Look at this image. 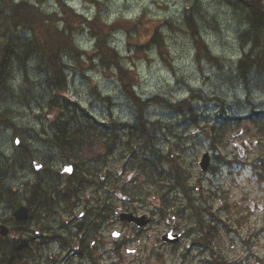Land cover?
<instances>
[{
	"label": "rangeland",
	"instance_id": "obj_1",
	"mask_svg": "<svg viewBox=\"0 0 264 264\" xmlns=\"http://www.w3.org/2000/svg\"><path fill=\"white\" fill-rule=\"evenodd\" d=\"M13 1L30 2L45 14L58 10L55 0ZM65 1L87 19L98 16L107 24L140 20L141 29L139 34L133 35L134 40H127L126 33L118 31L113 33L109 43L117 50L123 67L135 74L134 91L146 102L142 115L145 137L148 135V142L154 144L146 154L155 165L152 172L134 167L128 150L135 146L127 144L126 133L130 131L125 133L124 130L125 124H130L132 128L138 126L134 133H139L137 109L123 92L116 72L98 65L94 40L87 29L81 27L73 31L74 42L85 54L79 58H64L66 96L70 101L79 103L97 123L116 122L117 137L108 153H103L96 141L79 153L85 165L100 169L98 182L101 183V176L110 179L102 183L99 196L115 193L112 197L115 205L124 206V201L128 211L151 219L143 230L111 220L110 228L102 229L98 241L128 244L130 249L138 247L135 255L128 256L131 264H205L211 260L208 252L199 247L188 248L189 244H198L204 234L198 222L201 217L212 232L208 243L213 244L216 253L221 252L222 258L228 259L227 264L232 261L241 264L244 244H256L257 264H264V171L260 170L264 165V132H258L243 119L232 124L224 138L213 142L210 137L215 120L241 118L253 110L261 111L264 106V78L249 74L243 79L239 75V58L248 51L249 45L247 39L244 43L239 38L247 22L235 0ZM186 16H191L192 21L188 22ZM192 27L196 28L195 38L190 32ZM155 31L162 37L164 50L161 52L152 43ZM13 33L16 37L23 35L21 31L13 30ZM197 40L202 42L198 55ZM27 69L33 98L8 104L7 115L17 130L0 125V151L7 155L15 151L13 131L31 148L44 168L40 172L26 170L25 176L12 178L10 185L17 191L18 188L24 190L28 181L30 188L43 185L44 180L55 182L58 192L50 197V205L55 206L54 214L60 208L57 198L62 190L55 173L65 164L58 147L48 152L49 145L56 144L50 124L58 112L46 106L49 91L44 84V68L32 61ZM14 80L21 81L19 75ZM184 100H189L190 111L185 105L178 106ZM215 127H219V122ZM235 130H241L237 138L232 137ZM233 139L237 147L230 144ZM135 149V155L139 156L141 148ZM206 152L210 155V166L204 173L198 163ZM175 172L183 181L182 188L175 185ZM30 188L23 192V205L27 203L24 199ZM85 191L91 192L87 188ZM160 208L166 211L164 217L160 216ZM172 216L178 220L171 225L167 218ZM62 219L67 220L66 215ZM12 220L11 206L0 202V223L11 226ZM51 220L45 212L41 214V225L50 226L47 222ZM40 226L28 227L32 236L37 237ZM53 226L58 229L59 223ZM168 226L182 234V240L174 248L161 241ZM112 230L120 231L121 239L114 240ZM13 237L14 234H10L8 238ZM30 246L34 256L31 264H40L42 251L36 250L34 244Z\"/></svg>",
	"mask_w": 264,
	"mask_h": 264
},
{
	"label": "trees",
	"instance_id": "obj_2",
	"mask_svg": "<svg viewBox=\"0 0 264 264\" xmlns=\"http://www.w3.org/2000/svg\"><path fill=\"white\" fill-rule=\"evenodd\" d=\"M55 1L58 10L45 14L38 6L27 1L0 0V123L7 124L8 127L17 130L10 119L5 117V114H8L9 103L17 101L28 102L33 98L30 91L31 82L27 73V65L29 62L35 61L39 68H44L45 70L43 76L44 84L49 91L46 97V106L48 109L58 112L50 126L62 157L67 161L78 162V158L73 156L78 151L73 148L89 146L93 141H96L102 147L103 153L106 154L110 151V145L117 137V132H115L117 129L114 127L116 122L97 123L88 112L81 108L79 103L70 101L66 96L67 65L64 62V58H79L80 55L85 54L76 45L73 38V31L84 27L87 29L91 39L94 40L93 51L98 60V65L103 69L116 72L123 92L137 109L136 122L141 127L139 133H134L138 126L132 128L130 124H125L127 127L124 130L125 133L127 130L130 131L126 133L127 144L141 148L139 156L135 155V147L128 150L132 156L134 167L140 171L149 170L152 172L155 165L153 161H149V157L146 154L150 153L149 149L154 144L151 141L148 142V135L145 137L146 131H144L142 115L143 105L146 102H142L134 91L137 84L135 74L123 67L117 50L109 43L110 38L116 31H123L127 35V40H134L133 35L139 34L141 29L140 20L115 21L107 24L98 16L87 19L83 15L76 13L65 0ZM235 2L243 11L247 22V26L245 25L239 38L244 43L245 39H247L246 44L249 45L248 51L239 58V75L243 79L249 74H253L252 76L257 79L264 78V0H235ZM185 19L188 22L192 21L191 16H186ZM58 23L60 27H58ZM188 25L191 26L190 23ZM18 29L22 30L27 37H16L13 30L16 31ZM190 29L193 37H197L196 28L192 27ZM153 36L152 43L156 44L159 47L158 51L161 52L164 50V47H161V34L155 31ZM196 44L198 55L202 42L197 40ZM16 75H19L20 83L14 80ZM159 99L161 100V98ZM190 99H193V96ZM180 105H185L189 111L191 110L189 100L179 102L178 106ZM169 106L176 107V105L172 104H169ZM243 119L253 128L259 130V132H264V112L253 110L245 118L225 117V119L220 121L215 120V123L211 125L212 134L210 137H212V141L215 142L221 137L224 138L223 135L228 131L229 127L232 124L240 123ZM136 122L135 125H137ZM217 122H219L218 128L215 127ZM139 135L141 139H144L143 141ZM68 146H72V148H68ZM8 163L9 159L3 160L0 155V175L2 174L3 166ZM84 169L82 167V173H84ZM175 185H182V180L179 176L176 177ZM30 189L31 196L26 197L24 200L31 203L32 208L38 210L37 213L32 212V216H34V224H39L40 226L41 214L43 212L49 213L52 210L51 206L48 205L50 197L46 198V196L53 192H58V188L54 182L49 185H33ZM0 202H4L13 208L12 205L14 203L9 186L0 189ZM12 232L23 238L32 230L27 225L24 226V223H19L12 228ZM30 234L32 235V233ZM25 247L22 242H16L14 237L12 239L0 237V264H13L17 253L27 250ZM16 248H19L20 251H16Z\"/></svg>",
	"mask_w": 264,
	"mask_h": 264
},
{
	"label": "flooded vegetation",
	"instance_id": "obj_3",
	"mask_svg": "<svg viewBox=\"0 0 264 264\" xmlns=\"http://www.w3.org/2000/svg\"><path fill=\"white\" fill-rule=\"evenodd\" d=\"M68 148H72L68 146ZM81 153V152H80ZM78 158V162L63 160V167L66 164L71 166V171L69 174L59 173V180L62 183V192L59 194L60 197L57 200L60 201V208L56 213L53 214L54 208L46 213L48 216L52 217L51 222H47L48 225L42 224L41 230L36 232L37 238L30 237V233L19 237L17 233L14 234V240L16 242H22L25 244L26 251L17 253L15 260L19 261V264H31L34 262V256L30 255L29 244H44L42 256L44 262L40 264H131L132 261L128 256H133L138 252V247L133 249L128 248V244H105L104 242L98 241L99 235L102 229L110 228L111 220H116L120 224L125 226H130L131 228L136 229H145L151 219L146 215H135V213L128 211L126 203L124 206L115 205L113 198L115 193H105L104 196H99V187L97 181L98 167L90 168L88 164L85 165V160H82L79 157V153L73 155ZM82 167L85 168L84 173H82ZM58 181V179L56 180ZM101 183L110 182L109 177L105 178L101 176ZM33 186V185H32ZM89 189L91 192H86L85 190ZM68 190V191H67ZM57 193V192H53ZM52 194V193H51ZM51 194H48L46 198L51 197ZM30 197V193L28 194ZM52 202L49 198L48 202ZM118 200H121L118 198ZM49 205V203H48ZM29 217L28 220L24 223V226H30L35 223L33 213H37V209L32 208V204L28 202L26 204ZM161 209V208H160ZM42 212V210L40 209ZM132 213L135 216H145L147 219V224L142 228H137L134 225L124 223L116 218H114V213ZM166 212L163 208L160 210V216L164 217L163 214ZM75 216V214H77ZM66 215L67 220H63L62 217ZM75 217L74 219H71ZM171 219V220H170ZM176 217L172 216L167 218L168 224H173L176 222ZM41 222V221H40ZM59 223V228L55 229L54 224ZM199 226L203 228L204 234L199 240L198 244H189L188 248H201L209 253L210 261H205V264H227L228 259L222 258L220 256L221 252L216 253L213 250V244H209V235L210 227L204 224L201 220V217L198 218ZM16 223V222H15ZM37 225V224H36ZM39 226V224L37 225ZM39 228V227H38ZM171 231V236H178L177 242L170 244L164 240L165 234L168 231ZM42 232V234H41ZM115 230H112L111 236L114 240L121 239V232L117 231V237H114L113 233ZM25 237V240L23 241ZM182 240V234L176 233L174 228L168 226L164 234L161 235V241L169 248H174L179 245ZM59 243V244H58ZM256 244H244V252L242 253V262L241 264H250L249 260L252 261L251 264H257L258 255L254 251ZM16 251H20L19 248H16ZM203 254V252L201 253ZM197 257L200 256L196 255ZM230 264H236L232 261Z\"/></svg>",
	"mask_w": 264,
	"mask_h": 264
},
{
	"label": "bare ground",
	"instance_id": "obj_4",
	"mask_svg": "<svg viewBox=\"0 0 264 264\" xmlns=\"http://www.w3.org/2000/svg\"><path fill=\"white\" fill-rule=\"evenodd\" d=\"M16 31L17 32L21 31V33L23 34V35H21V37L25 36V33L22 30L18 29ZM26 37H27V35L24 38H26ZM5 117L7 119H10L9 116L6 114H5ZM0 125H1V123H0ZM3 125H6L8 127L7 124H3ZM8 128H10V127H8ZM10 129L15 130L13 128H10ZM13 132H14L13 143L15 144L14 145L15 151L14 152L11 151V153L9 155L0 151L1 159H3V160L9 159V163L7 165L3 166L4 171L2 170V167H1L2 174L0 175V189H3L6 186L10 187V191L12 193V198H13V203H14V205H12L13 208H11L12 216H13L14 211L18 208V206L22 205L21 201L23 199V192H25V190L30 188L31 182H29V181L27 182V184L24 186V190H21L20 188H18L16 191L15 188L10 185L11 184L10 180L14 177L18 179L17 176H19V175L25 176L26 170L32 169L31 171H35V167H34L35 162L36 163L38 162L41 165H43L41 162L36 160L35 155L33 154V151L31 150V148H29L27 145H25L23 142H21L19 140V138L15 136V134H16L15 131H13ZM17 141H19V143H17ZM65 144H66V142H65ZM55 147L57 148V143L53 144V145H49V151L48 152L55 149ZM59 173L63 174V165H61V168L58 171H56L55 174L59 175ZM51 183H52L51 180H44L43 181V185L44 184L49 185ZM183 186L184 185H183V181H182V185L179 187L182 188ZM16 225H17V223L13 222L11 226L6 225V227L8 229H12ZM43 245L44 244H39L36 247V250H40V252L43 251V247H42ZM40 258H42V262H44L43 256L40 255ZM13 264H19V261L17 259L14 260Z\"/></svg>",
	"mask_w": 264,
	"mask_h": 264
},
{
	"label": "water",
	"instance_id": "obj_5",
	"mask_svg": "<svg viewBox=\"0 0 264 264\" xmlns=\"http://www.w3.org/2000/svg\"><path fill=\"white\" fill-rule=\"evenodd\" d=\"M240 132L237 131L235 133V135L239 134ZM208 164H209V156H208V153H204L201 157V160L199 162V168L202 170V171H206L207 168H208ZM34 167H35V170L38 171L41 169L42 165L40 163H34ZM66 169H70L71 171V166H65L64 168V172H67L69 173L70 171H66ZM15 219L17 221H24L27 219L28 217V212H27V208L24 207V206H20L18 207L14 213H13ZM115 215L118 217L119 220L121 221H126V222H129V223H135V225L137 227H141V226H144L147 221L145 219V217H134L131 213H128V214H118V213H115ZM9 233V229L3 225V224H0V235L1 236H6L7 234ZM115 237H117V235H114ZM164 240H166V238L164 237ZM177 240V236H174L172 237L171 239H169L170 242H175Z\"/></svg>",
	"mask_w": 264,
	"mask_h": 264
},
{
	"label": "snow or ice",
	"instance_id": "obj_6",
	"mask_svg": "<svg viewBox=\"0 0 264 264\" xmlns=\"http://www.w3.org/2000/svg\"><path fill=\"white\" fill-rule=\"evenodd\" d=\"M19 143V141H17ZM66 171H70V169H66ZM113 235H118L117 233H113Z\"/></svg>",
	"mask_w": 264,
	"mask_h": 264
}]
</instances>
